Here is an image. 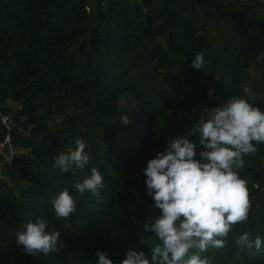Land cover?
<instances>
[{
  "label": "trees",
  "instance_id": "1",
  "mask_svg": "<svg viewBox=\"0 0 264 264\" xmlns=\"http://www.w3.org/2000/svg\"><path fill=\"white\" fill-rule=\"evenodd\" d=\"M199 53L205 63L195 69ZM261 54L264 0H0V144L10 133L31 150L18 179L0 158V264H98V250L113 264L128 250L151 260L145 237H155L142 226L159 210L143 169L170 138L195 127L192 110L200 105L218 107L247 84L264 111ZM2 113L26 118L25 131L9 132ZM76 137L91 159L73 176L54 158L74 148ZM244 160L249 217L224 248L204 254L210 264H264V144ZM92 167L104 177L98 205L72 187ZM65 188L77 210L58 220L51 201ZM37 216L60 233L59 253L24 254L17 244L16 233ZM244 232L261 237L258 253L237 244Z\"/></svg>",
  "mask_w": 264,
  "mask_h": 264
},
{
  "label": "clouds",
  "instance_id": "2",
  "mask_svg": "<svg viewBox=\"0 0 264 264\" xmlns=\"http://www.w3.org/2000/svg\"><path fill=\"white\" fill-rule=\"evenodd\" d=\"M262 59L264 54L257 57V62ZM204 63L203 53L192 59L195 69H202ZM242 93L218 107L204 108L186 136L170 138L166 150L148 160L143 169L146 192L159 215H149L142 231L153 233L157 242L150 246L151 260L143 251L128 250L120 264H210L204 254L210 248H224L234 226L248 220L250 189L240 170L245 168L244 157L255 154L258 146L264 144V111L254 103L256 95L247 84ZM118 120L131 122L129 115ZM86 148V142L76 137L74 148L62 150L54 158L55 166L76 176L74 169L83 171L90 162ZM104 186V177L96 167L72 184L81 196L89 193L94 197L95 205L101 203ZM51 204L58 220H67L77 210V199L68 188ZM47 228L48 221L40 216L23 225L15 239L23 246L24 254L59 253L64 247L62 243L58 247L60 233ZM236 242L256 253L262 246L261 237L252 239L248 232ZM96 255L98 264H113L106 252L98 250Z\"/></svg>",
  "mask_w": 264,
  "mask_h": 264
},
{
  "label": "built area",
  "instance_id": "3",
  "mask_svg": "<svg viewBox=\"0 0 264 264\" xmlns=\"http://www.w3.org/2000/svg\"><path fill=\"white\" fill-rule=\"evenodd\" d=\"M204 108L208 107L206 105H200L194 108L192 112L195 113L199 119L201 115H203ZM1 120L9 132L13 130L23 132L21 127L16 129L17 123L11 114L2 113ZM30 152V149L15 144L10 133L7 134L5 140L0 144V158L2 163L10 168L17 169L19 161Z\"/></svg>",
  "mask_w": 264,
  "mask_h": 264
},
{
  "label": "rangeland",
  "instance_id": "4",
  "mask_svg": "<svg viewBox=\"0 0 264 264\" xmlns=\"http://www.w3.org/2000/svg\"><path fill=\"white\" fill-rule=\"evenodd\" d=\"M6 105H8L10 108H13V109H16V108H18L19 106H18V104L16 103V102H14L13 100H9V101H7L6 102ZM14 119H15V121H16V129L17 128H19V127H21L22 129H23V132L25 131V129L21 126V122L22 121H25L26 120V118H22V121H17L16 119V117H13ZM19 172H20V165L18 164V168L17 169H13V170H7V174H9L10 176H11V178H14V179H18V175H19ZM3 176L2 175H0V179L2 178ZM145 241H147L150 245H153L155 242H157L156 240H155V238H152V237H150V238H147V237H145Z\"/></svg>",
  "mask_w": 264,
  "mask_h": 264
}]
</instances>
